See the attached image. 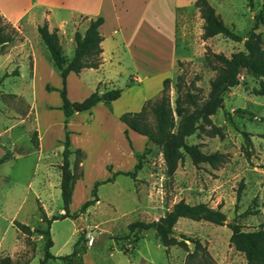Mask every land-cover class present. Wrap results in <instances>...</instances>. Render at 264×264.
<instances>
[{
	"label": "rangeland",
	"instance_id": "1",
	"mask_svg": "<svg viewBox=\"0 0 264 264\" xmlns=\"http://www.w3.org/2000/svg\"><path fill=\"white\" fill-rule=\"evenodd\" d=\"M212 2L225 16L226 22H224L227 25L233 27L228 20L235 21L236 27H233L235 32L241 35L249 29L251 26L249 25L250 11L252 12V10L246 9L244 0H222L221 2L212 0ZM260 6L261 4L258 7L254 5L253 10L258 11ZM4 19H6L5 16H2L0 21L2 22ZM191 29H193V33L197 30V24L194 21ZM18 35L16 38L19 37ZM225 38L231 43L228 46L237 43L229 37ZM196 39L200 42V39ZM64 52L72 56V45L65 44ZM204 53L205 51L202 50L196 51L193 54L195 59H184L181 60V64L177 63V71L171 78L169 88L172 100L176 95L175 82L179 73L183 74L187 83L194 81L202 88V93L207 92L213 70ZM50 63L57 75L59 73L57 68L51 60ZM125 72H120L121 80L125 78L128 80L129 74L125 76ZM241 75L245 76V73L242 72ZM50 81L55 83L57 79L51 77ZM4 86L6 88L15 87L17 81L11 78L6 81ZM90 86L92 85L90 84ZM235 86L230 98H225L227 109L230 108L229 100L231 98H233L232 104L237 107L236 114L232 116L235 127L241 130L260 131L264 134V94H256L253 90L261 87V82L255 83L250 80L247 81V85L238 84ZM84 91L82 87L73 83L71 96L79 98ZM49 102L59 105L55 104L52 108L42 106ZM36 103L39 105L41 125L46 127L49 132L47 134L48 142L45 143L42 153L15 149L16 145L25 147L30 143L24 135V130L18 131L21 126H28L30 140L36 137L32 134L34 114L33 111L30 112L25 123L16 125V121H18L17 118H14L18 117L16 113H25L28 110L26 100L14 97L12 94L0 95V157L8 151L14 155L0 163V259L9 255L12 258V264H39L44 257V243L47 237L38 231L27 234L16 226L15 221L26 223L31 226V229L34 227L46 229L48 224L41 218L42 209L47 211L50 216L59 215L63 203L59 186L63 145L58 137L65 136V129L58 90L52 93L47 92V95L37 94ZM216 113L217 117L223 113V109H219ZM88 116V113L81 111L73 124L79 125L80 122H84V119L88 120ZM105 118L104 127L106 130L90 133L83 129L82 133L75 138L87 148L89 155L84 166H82L83 162L80 163V169L84 170L85 174L78 182L76 190L73 191L69 205L70 212L78 211L80 205L92 197L91 189L94 182L105 179V173L108 172L109 167L111 168L109 163L114 161L113 157H115L116 151L120 150L123 153V147L128 146L122 128L123 124H120L121 121L113 117L105 116ZM241 130L239 134L241 143L235 140L234 129H231L227 138L219 137L223 140V148L227 149V160L221 166H227L228 170L224 175L223 196L218 195V198L213 196L210 199L219 201L221 206L225 204L224 211L230 220L235 218L246 227L260 226V223L264 222V167L262 166L264 164V135L262 134L263 138L259 140L260 142L253 144L249 137L248 141L244 138ZM199 136L200 133H195L188 136L187 140L193 143V140L198 139ZM206 145H208L206 150L209 151L218 149L222 144L219 140H215L211 143L206 142ZM140 153H143V158L146 157V160L143 158L142 160L143 162L147 161L148 166L145 168V163L136 172L141 176L146 171V177L149 180L144 178L143 181L147 183L148 198L155 202L158 201V204L164 203L162 206H157L158 211L152 212V214L146 211L140 213L144 199L139 198L136 194L134 176L121 173L117 174L118 176L114 175L111 180L97 185L96 192L99 201L89 205L84 212L79 213L78 217H58L51 221L49 229L52 239L51 253L55 255L68 254L72 251L74 242L79 239L76 244L78 249L76 258L82 264H169L171 257L169 258L168 253L173 258V264H184L186 251L176 245L168 247L167 250L160 243L153 229L142 231L137 245L133 248L135 242H131L133 234H129L128 223L137 219L146 221L155 219L154 216L165 211V207L169 206L174 197L173 174L166 173V168L162 165L159 147L155 143L146 144ZM133 155L137 162L134 152ZM75 159L76 155L71 154V168ZM131 170H134V166ZM207 170L210 171L204 164H201L197 169L192 167L187 172L191 179V190L199 197L200 195L202 197L205 191L206 182L203 176ZM109 171V176H112L111 169ZM149 171L153 173L151 176L148 174ZM212 173L217 175L216 172ZM155 179L156 181H154ZM203 183L202 188H199ZM238 189H240V199L237 201ZM162 194L163 198L160 197ZM153 209H155L154 206ZM246 209L251 212L241 214ZM174 232L176 235L185 233L188 236L199 238L208 247L210 253H215L222 263L228 262L229 257L235 259L234 255L237 252L234 248H230L231 230L226 222L219 225L206 220L180 217L174 226ZM101 236H104L101 242L90 243L93 238ZM188 244L190 248H193L192 242L188 241ZM124 247L127 248L126 252L123 250ZM144 259L146 260L144 261ZM63 263L64 261L60 258L46 260V264Z\"/></svg>",
	"mask_w": 264,
	"mask_h": 264
},
{
	"label": "crops",
	"instance_id": "2",
	"mask_svg": "<svg viewBox=\"0 0 264 264\" xmlns=\"http://www.w3.org/2000/svg\"><path fill=\"white\" fill-rule=\"evenodd\" d=\"M194 1L195 0H0V14L5 16V18L17 28L19 33L18 38L11 42H7L0 50V95L12 94L14 97H20L26 100L28 110L25 113H16L18 115V117H14L18 120L16 121V125L25 123L30 112L33 111L34 114L32 134L36 135L34 138L36 139V143L30 140L28 126L23 125L18 131L21 132L24 130V135H26L30 143L25 147L16 145L15 149H21L20 151L26 149V152H43L45 143L48 142L47 134L49 132L46 130V127L41 125L39 105L36 103L37 94L47 95V92L52 93L57 91L55 89H47L46 84H50L55 88L62 86V78L59 73L55 75L56 71L50 63L49 52L47 53L48 49L39 35L37 29L38 25L46 22L50 30L57 28L63 51L65 44H71L73 50L75 46V32L79 31L83 33L91 19L102 17V22L98 26L99 33L102 36L100 42L102 47L101 63L98 67H84L79 72L69 71L66 76L67 95L70 100H82L93 91L94 87L95 89L98 88L100 91L112 87H123V90L117 98L110 102L99 101L91 108L81 110L89 114V119H84V122H80L77 126L73 124V121L81 111H75L70 116L67 127L70 130L71 145L73 148L80 147L85 151L86 156L82 161V166H84V162L89 153L83 144L75 140V138L82 133L83 129L90 133H94L98 130H106V127H104L106 120L105 116L119 119L121 121L120 124H123L122 128L125 129L127 126L120 119V115L126 111L140 110L146 99L158 95L162 88V80L165 77L172 78L175 75L178 60L195 59L193 54L196 51H205L207 47H210L211 50L215 52H223L226 55H230L232 51L243 48L242 41H237V43L228 46L231 43L220 33L203 38L201 36L203 32V18L200 16L198 8L194 5ZM208 1L226 22L225 16L216 5L213 4L212 0ZM221 1L222 0H219V2ZM263 1L264 0H253L254 5L257 7ZM244 4L249 11L250 7L247 5L246 0H244ZM252 14L253 10L252 12L250 11L249 25L253 23ZM193 21L197 24L196 33H193V29H191ZM228 21L231 26L234 28L236 27L235 21L233 22L232 19ZM245 34L246 32L241 34L243 39ZM259 34L260 45L264 49V28L259 30ZM196 38L200 39V42H198ZM65 55L68 58L71 57V55L69 56L67 53H65ZM123 71H126L125 76L129 74L128 80L127 78L124 80L119 78L121 75L120 72ZM242 72L245 73V76L240 74L242 80H253L255 83L262 81L264 84V76L255 78L252 74L246 72V70H242ZM213 74L214 71L211 73L210 77L213 76ZM51 77L57 79V82L52 83L50 81ZM11 78L17 81V86L6 88L4 84ZM73 83L85 90L79 98L71 96ZM90 84L92 86H90ZM235 87L236 86L231 87L224 96L223 106L219 108L223 109V113L216 117L218 109L210 116L212 122L220 127L222 135L216 134L214 136H209L204 132H199V138L193 140V143H201L203 151L210 152L219 150L227 152V149L223 148V140L219 139V137L224 136L227 138L228 134L231 133V129H234L235 140L241 143L242 140L240 141L239 139L241 129L236 128L232 120V116L236 114L235 111L237 109V107L232 104L233 98L229 100L230 108L227 109L225 106V98H230L229 96ZM55 104L56 106L59 105L58 103L53 104L49 102L42 106L52 108ZM238 116L242 117L241 115ZM242 131L247 132L253 144L260 142L259 140H261L264 135L260 131L255 130L243 129L241 132ZM127 135L130 139V143L124 133L128 146L125 145V147H123V153H121L120 150L116 151L117 153H115L116 155L113 157L114 161L109 163L111 164L110 169L112 172L118 170H131L136 162L133 155L134 150L141 152L147 144V136L131 128L127 129ZM58 139L62 142L64 136H62V138L58 137ZM215 140L220 141L222 144L221 147L209 151L206 150L208 147L206 142L211 143L212 141L215 142ZM17 142L19 143V141ZM10 156L13 157L14 155ZM143 159L146 160V157ZM161 160L165 168L162 153ZM145 163V168H147L148 162H143V160L140 168H142ZM201 164H204L210 170L205 171L203 176L206 187L202 197L201 195L199 197L197 193L191 190V179L187 175V172L190 171L192 167L194 169H197V167L193 164L191 158L185 155L183 161H179L173 173L174 197L171 199L169 206L165 207V211L170 209L172 204L180 198H184L190 203L200 201L207 202L212 207H216L220 203L219 201L210 199V197L215 196V198H218V195L223 196L225 184L224 175L228 168L227 166L221 165L219 168H214L207 163ZM212 172H216L217 175H214ZM136 173L134 175L136 194L139 198L144 199V203L140 208V213L142 211L149 212L150 214H152V212H157V206H162L164 203L158 204V201L155 202L148 198L146 190L147 183L143 181L144 178L149 180V178L146 177V171L141 176ZM84 174L85 172L83 170V176ZM105 174L106 179L110 175L109 168L108 172ZM148 174L151 176L153 173L149 171ZM82 177L76 179L73 191L76 190L78 182ZM116 179L117 177L115 176V180ZM154 181H156V179ZM202 185H204V183L200 184L199 188H202ZM59 186L61 191V175ZM160 197L163 198V194ZM207 198H209L210 201ZM98 201L99 199L96 202ZM153 206L155 209H153ZM224 208L225 204L221 206L222 210H224ZM62 211L63 209H61V212ZM165 211L158 216H154V218L157 219L159 216L163 215ZM45 213L50 217L47 211H45ZM144 216H146L145 213ZM243 227L246 230L259 228V226ZM262 227L264 228V226ZM136 245L137 242H135L133 248ZM230 248L233 249V245H230ZM234 250L237 252L234 255L235 259L233 260L229 257V261L225 263H222L221 259H219L215 253L212 255L217 264H247L244 253L235 248ZM168 255L169 258L171 257L169 264H173L172 256L170 253H168ZM145 260L146 259H144V261Z\"/></svg>",
	"mask_w": 264,
	"mask_h": 264
},
{
	"label": "trees",
	"instance_id": "3",
	"mask_svg": "<svg viewBox=\"0 0 264 264\" xmlns=\"http://www.w3.org/2000/svg\"><path fill=\"white\" fill-rule=\"evenodd\" d=\"M247 5L253 10V0H246ZM194 5L198 8L200 16L203 18V32L201 36H209L220 33L235 41H242L243 48L232 51L230 55L223 52H215L207 47L205 58L214 71L209 79V88L206 93H202V88L191 81L187 83L182 73L176 76V95L171 99L169 93L171 78L165 77L162 80V88L158 95L148 98L142 104L138 111H126L120 115V119L126 124L124 133L128 138L127 129L131 128L140 134L147 136V140L152 139L159 147L165 163L166 173L172 175L177 168L179 161H182L185 155H188L193 164L198 167L201 163H207L211 167L217 168L227 160V153L219 150L210 152L203 151L201 143H190L187 137L194 133L204 132L209 136L216 134L222 135L219 126L211 120V114L215 113L223 106L226 92L238 84L247 85V81L242 80L240 74L242 70L252 74L255 78L264 76V49L260 45L259 30L264 28V1L261 3L258 11L253 10V23L246 31L244 36L235 32L233 27L227 25L222 16L216 12L214 6L208 0H195ZM3 15L0 14V18ZM4 17V16H3ZM102 22V17L91 19L86 30L81 33L76 31L74 34L75 46L71 57H67L61 46L57 28L49 29L46 22L38 25L37 29L43 42L45 43L49 58L57 68L61 78L62 86L59 88L46 84L47 89H56L61 98L60 108L63 111V124L65 136L62 140L63 148L61 151L62 162L61 171V196L62 209L59 215L48 217L42 209L41 218L48 224L46 229H39L15 221L16 226L23 232L31 234L38 231L46 235L44 243V257L39 264H46L49 258H60L64 264H82L76 258L78 249L74 242L72 251L64 255H54L50 252L52 239L50 236V223L58 217H77L79 213L91 204L95 203L99 197L97 195V185L111 180L116 174L135 175L137 169L142 165L143 153L134 151L137 162L134 170L115 171L112 176L105 180H97L91 189L92 197L86 199L78 211L70 212L69 205L72 198L74 183L76 179L83 176V170L80 169L81 162L85 158V151L76 147L73 148L70 141V130L67 127L70 116L75 111L86 110L94 106L99 101L110 102L117 98L123 87H112L100 91L98 88L82 100H70L67 95L66 76L69 71L79 72L84 67H98L101 63V40L98 26ZM18 35L17 28L7 19L0 21V50L7 42L13 41ZM182 63L181 60L178 61ZM254 93L264 94V85L261 81V87L254 88ZM244 138L248 141L246 131H242ZM36 143V139H32ZM248 153V152H247ZM76 155L73 167H70V156ZM11 153L6 152L0 157V163L10 157ZM264 167V164L262 165ZM110 169V167H109ZM240 199V189L237 190L236 200ZM264 205V200H263ZM246 209L241 214L250 213ZM180 217H188L195 220H206L215 224H225L227 215L221 209V205L210 206L207 202H187L184 198L175 201L171 208L157 219L149 221L137 219L128 223L129 234H133L131 242H137L140 233L144 230L153 229L162 245L166 249L176 245L186 251L184 264H217L206 245L199 238L188 236L185 233L174 232V226ZM226 225L230 228L229 243L233 247L244 253L247 264H264V222L260 223L259 228L253 230L244 229V225L232 218ZM188 241L193 243L190 248ZM126 252L127 248H123ZM0 264H12V258L5 255L0 259Z\"/></svg>",
	"mask_w": 264,
	"mask_h": 264
},
{
	"label": "water",
	"instance_id": "4",
	"mask_svg": "<svg viewBox=\"0 0 264 264\" xmlns=\"http://www.w3.org/2000/svg\"><path fill=\"white\" fill-rule=\"evenodd\" d=\"M147 144H148V145H152V144H154V141H153L152 139H149L148 142H147ZM225 221H226V222H229L230 219L227 218ZM103 237H104V236H101L100 238H93V239L91 240L90 243H92V244H97V243H99V242H101V241L103 240Z\"/></svg>",
	"mask_w": 264,
	"mask_h": 264
}]
</instances>
